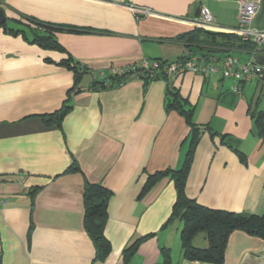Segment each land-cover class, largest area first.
Listing matches in <instances>:
<instances>
[{"label": "crops", "instance_id": "1", "mask_svg": "<svg viewBox=\"0 0 264 264\" xmlns=\"http://www.w3.org/2000/svg\"><path fill=\"white\" fill-rule=\"evenodd\" d=\"M243 1L257 2L251 25L263 28L264 0H0L6 25L20 20L24 28L23 35L0 26V264H160L161 249L170 264H210L182 257L179 218L163 227L176 196L169 177L137 197L146 173L178 168L187 149L189 128L167 108V87L186 99L202 130L186 194L212 208L264 212V131L255 134L249 115L257 98L264 114V78H224L216 56L218 70L208 75L111 78L142 60L189 55L169 39L197 27L196 9L207 7L215 28H235ZM31 19L63 48L30 42L31 30L42 28ZM68 55L87 68L69 96L73 71L60 63ZM95 81L104 87L91 88ZM65 100L71 109L61 124H45L41 117ZM85 182L111 191L103 228L111 249L102 261L83 225ZM148 233L124 263L123 249ZM193 244L206 246L204 234ZM223 264H264V239L233 231Z\"/></svg>", "mask_w": 264, "mask_h": 264}, {"label": "trees", "instance_id": "2", "mask_svg": "<svg viewBox=\"0 0 264 264\" xmlns=\"http://www.w3.org/2000/svg\"><path fill=\"white\" fill-rule=\"evenodd\" d=\"M32 20V19H31ZM42 25V28L32 29L30 42L36 43L43 48L59 49L63 47L53 37L52 29L48 25L32 20ZM6 21L0 23L7 31L17 34L24 33L23 22L15 20L19 26H7ZM43 29V30H42ZM42 30V31H40ZM71 30V29H70ZM76 30V29H73ZM24 35V34H23ZM25 37V36H24ZM169 40L183 42L189 49V55L177 59L176 63L186 62L191 55L198 54L205 58L210 56L225 57L237 55L240 53H249L254 45L251 41L242 40L238 35L223 31H211L201 27L179 34ZM160 65L168 61L157 60ZM66 68L73 71V86L68 90V96L72 92H78L79 81L87 68L75 61L70 55L60 62ZM136 70H139L136 67ZM128 71H131L130 69ZM141 79L145 82L157 78L164 74L150 76L148 71H142ZM128 72L122 74L114 73L111 78L121 80L126 77ZM243 83V82H242ZM91 88L98 89L104 87V82L95 81ZM167 108L175 109L182 115L189 128L188 133L183 140L187 142V149L184 153L181 165L178 168H165L153 173H146L144 182L139 190L137 197H141L160 179L169 177L173 181L175 189V200L171 207L170 215L163 225L166 226L175 218H179L182 227L179 233V240L182 250V257L191 261H202L210 264H223L224 253L230 234L235 230L245 232L247 235L264 239V212L262 214L240 213L224 209L212 208L201 205L195 199L186 194L187 177L193 162L196 147L199 142L201 126L192 120V107L187 104L179 91L167 87L166 90ZM259 99L254 104L249 103V115L253 119L255 134L262 136L264 131L263 111L258 109ZM71 109V105L65 100L61 107L51 114L43 115L41 118L47 125L61 124L62 118ZM222 139L225 135L221 136ZM237 151V150H236ZM238 152L241 161H244V155ZM72 167L71 169H76ZM33 194V193H32ZM111 196V191L102 187L98 183L85 182L83 186V205H84V229L89 236L95 248V260H104L110 252L111 245L103 234V228L107 219V204ZM202 233L207 241L204 247H198L193 244V238L196 234ZM153 233H148L136 238L131 244L122 251V260L128 263L131 257L137 251L139 245L151 237ZM163 260L160 264H170L169 254L165 249H161Z\"/></svg>", "mask_w": 264, "mask_h": 264}, {"label": "built area", "instance_id": "3", "mask_svg": "<svg viewBox=\"0 0 264 264\" xmlns=\"http://www.w3.org/2000/svg\"><path fill=\"white\" fill-rule=\"evenodd\" d=\"M258 4L256 1H243L240 4L238 12V25L235 28L220 29L215 28L213 24V15L205 6L199 7V15L195 22L197 26L205 29H220L223 32L234 33L242 40L251 41L254 45L247 58L241 59L237 55L225 56L221 58L219 67L220 73L224 78L232 79L234 82H251L257 78H264V65L255 61V56L264 53V27L256 28L251 25L252 19L257 11ZM143 11V10H141ZM208 60V61H206ZM130 68L131 71L115 68L113 72H128L129 76L141 77L142 71H148L150 76L164 74L167 76L179 75L185 71L205 74L216 72L218 66L214 57L205 58L198 54H193L183 63L167 62L160 65L158 61L147 62L142 60L138 66ZM238 85H233V90H238ZM1 204V202H0Z\"/></svg>", "mask_w": 264, "mask_h": 264}, {"label": "water", "instance_id": "4", "mask_svg": "<svg viewBox=\"0 0 264 264\" xmlns=\"http://www.w3.org/2000/svg\"><path fill=\"white\" fill-rule=\"evenodd\" d=\"M196 15H199V8L196 9L195 12ZM5 20V15L0 12V22H3ZM255 61L261 65H264V53H259L255 56Z\"/></svg>", "mask_w": 264, "mask_h": 264}, {"label": "rangeland", "instance_id": "5", "mask_svg": "<svg viewBox=\"0 0 264 264\" xmlns=\"http://www.w3.org/2000/svg\"><path fill=\"white\" fill-rule=\"evenodd\" d=\"M197 27H201V26H197ZM201 28H204V27H201ZM205 29V28H204ZM240 57V56H239ZM240 58H244V56H241Z\"/></svg>", "mask_w": 264, "mask_h": 264}]
</instances>
